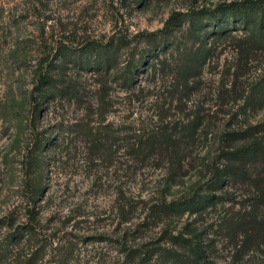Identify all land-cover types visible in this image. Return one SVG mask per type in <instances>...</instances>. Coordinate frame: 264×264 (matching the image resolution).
<instances>
[{"label":"rangeland","instance_id":"obj_1","mask_svg":"<svg viewBox=\"0 0 264 264\" xmlns=\"http://www.w3.org/2000/svg\"><path fill=\"white\" fill-rule=\"evenodd\" d=\"M244 1L0 0V250L31 211L45 246L36 264H61L57 249L70 242L80 251L70 264H118V241H157L188 223L203 230L213 264L233 261L225 222L253 203L248 182L225 185L200 216H151L163 200L207 191L224 133L264 123V45L242 31L205 42L193 32V24L245 26L217 12ZM103 53L115 56V69ZM198 117L203 127L177 175L166 161L139 162L122 148L114 159V131L134 140ZM249 258L264 259L256 250Z\"/></svg>","mask_w":264,"mask_h":264},{"label":"trees","instance_id":"obj_2","mask_svg":"<svg viewBox=\"0 0 264 264\" xmlns=\"http://www.w3.org/2000/svg\"><path fill=\"white\" fill-rule=\"evenodd\" d=\"M217 12L242 16L245 18V26L223 22L205 27L193 24L194 35L198 30L202 31L200 34L203 35L202 37L199 34L200 36H195L196 38L205 42L206 37L213 39L229 37L232 33L242 31L251 45H264V0L224 3L219 6ZM197 14L213 17L214 12L203 10ZM178 16L180 14L173 15L166 28L159 32L168 35L176 26ZM155 35L157 34L151 33L147 37L152 38ZM122 45L125 44L120 43L117 46L112 44L116 47L115 51ZM161 49V52L166 51L163 46ZM106 55L105 53L101 55V62L105 61L104 65L110 66L114 61L115 69V56L113 60ZM190 69L189 65L184 66V73H187L189 78L193 77ZM188 77L186 75V80ZM48 79L49 77L45 76L42 83H47L50 80ZM261 83H264V79ZM202 127L203 121L198 117L188 123L173 124L170 128L165 126L149 130L147 135L136 136L134 140L132 135H123L119 134V131H114V159H117L115 153L122 148L127 155L139 162L166 161L170 169L174 167V171L171 172L177 175L184 168L188 151L197 143V136ZM221 141L224 148L228 149L220 152L218 156L220 164L209 168L212 176L207 191L202 195L197 193L183 200L171 202L163 200L152 208L151 217L158 220L185 214L200 216L219 203L221 198L215 193L222 190L225 185L238 181L248 182L257 191L253 203L248 210L244 209L242 212L232 214V218L225 222L227 230L234 235L235 257L229 264H264V259L258 262H254L251 258L244 259L253 250L259 251L264 257V123L250 126L244 131L226 132L221 136ZM203 165L208 167L209 164L203 163ZM32 213L29 212L30 223L23 228L24 230L18 228L10 232L2 241L0 264H36L40 260L45 246L39 238H36L38 224L36 219H33ZM117 243L119 254L122 255V260L118 264H213L209 259V244L206 243L203 230L195 228L190 223L184 226L183 232L179 235L164 231L163 236L157 241L135 246H128L121 241ZM26 248H29L28 252L32 251L31 254L26 255ZM34 248L36 250H33ZM78 254L80 251L71 242L57 249V257L61 264H70L75 261Z\"/></svg>","mask_w":264,"mask_h":264}]
</instances>
